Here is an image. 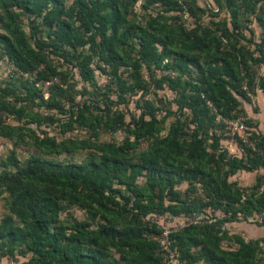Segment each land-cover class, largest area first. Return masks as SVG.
Masks as SVG:
<instances>
[{
  "label": "trees",
  "instance_id": "16d2710c",
  "mask_svg": "<svg viewBox=\"0 0 264 264\" xmlns=\"http://www.w3.org/2000/svg\"><path fill=\"white\" fill-rule=\"evenodd\" d=\"M137 1L76 0L67 9L61 0H0V49L24 74L32 75L36 71L31 82L27 79L23 82L26 100L35 104L37 99L38 104L43 105V90L38 84L57 73L51 68L38 69L40 62L27 43L20 23L21 14L41 19L53 50L67 47L84 51L87 48L82 67L88 77L92 78L89 64L93 56L106 64L116 80L120 103L123 94L135 90L133 83L128 84L118 77L121 67L130 64L136 79L142 63L160 67L166 59L165 66L178 72L177 80L183 72L191 71L189 66L196 69L194 79L197 83L186 82L194 92L189 96L192 103L184 105L198 115L196 128L201 127L200 114L214 119V115L209 116L204 98L223 118L234 119L238 109L232 92L247 98L243 85L249 88L256 85L244 52L223 42V39L229 41L232 33L223 31L218 35L217 31L199 26L186 30L171 21L168 23L161 12L149 17L144 25L126 27L127 17ZM248 1L227 2V6L233 8L232 31L239 37L242 35L238 33L236 4L246 5ZM156 2L171 5V10H184L177 1H148ZM259 22L262 27L259 47L263 48L264 17ZM178 30L184 35L172 55L167 44ZM156 45L162 46V50L158 51ZM255 61L262 63L264 70L262 51ZM175 79L170 83L178 85ZM258 87L264 93V72L259 76ZM50 91L54 93L52 87ZM5 95L14 96V93L6 91ZM14 99L18 98L14 96ZM106 101H103V109L96 105L97 114L92 118L85 116L89 106L83 105L77 110L74 122L90 132L93 140L36 141V145L48 153H59L61 147L69 145L70 148L92 150L98 155L81 164L34 159L18 172L17 180L6 188L13 199L10 215L0 221V258L13 257L19 250L29 255L23 264H162L161 249L153 238L161 233V228L150 220L152 215H162L200 218L197 223L172 230L168 235L178 260L184 264H264V258L258 255V240L246 241L233 235L230 240L236 248L226 250L222 247L224 223L246 220L254 213L264 212V192H256L263 182L260 177L251 193L227 181L228 175L237 171L264 168V135L260 136L259 153L250 151L246 160L227 157L224 151L207 152L203 145L206 137H198L197 131L191 135L189 143L181 141L184 133L179 125L172 127L164 138L155 137L159 121L149 112V119L144 120V114L133 121L129 130L132 139L120 145L100 143L97 141L100 130L115 132L123 124L120 113L110 118L112 101ZM48 106L62 111L57 104ZM0 109L18 119L28 115L23 108L14 105H0ZM14 131L0 123V133ZM148 139L153 141L147 149L136 150L140 140ZM211 146L213 149L218 146L215 135ZM182 158L185 159L183 163ZM140 178L143 179L141 185ZM184 182L193 190L195 184H199L202 195L183 197L177 187ZM72 198L87 212L90 220L95 221L99 216L95 225L85 221L67 229L58 223L60 203ZM216 211L223 217H216ZM256 224L264 226V219Z\"/></svg>",
  "mask_w": 264,
  "mask_h": 264
},
{
  "label": "rangeland",
  "instance_id": "374dc122",
  "mask_svg": "<svg viewBox=\"0 0 264 264\" xmlns=\"http://www.w3.org/2000/svg\"><path fill=\"white\" fill-rule=\"evenodd\" d=\"M68 9L76 0H61ZM127 1V0H124ZM149 0H139L131 8L127 17L125 26L144 25L149 17H155L158 12L163 13L167 22H173L178 27L186 30L194 29L196 26L208 27L220 35L227 31L232 33L229 41L223 39L225 44L235 46L241 49L245 54L247 65L254 73L255 85L253 88L243 85L247 91V98L240 97L232 92L231 96L237 102V113L234 119L222 117L220 112L212 103L204 98V103L208 107L210 114L214 119L200 114L201 127L196 128V115L186 103H192L189 96L193 95L191 86L186 82L195 85L197 81L196 69L189 66L190 72H183L179 80L178 72L167 68L166 59H163L160 67L154 64L142 63L139 76L134 79L133 68L130 64L119 69L118 77L127 83H133L135 90L132 93L123 94V102H119V89L116 80L106 64L93 56L89 64L92 71V78L88 77L85 69L82 67V59L87 53L80 49L73 51L67 47L60 50H53L49 45L47 38L48 30L41 23V19L35 18L30 14H21L20 23L26 35L29 48L33 50L39 59L38 69H54L56 75L50 77L48 81L38 86L43 90V105L30 104L26 100V90L23 87L25 79L31 82L34 79L36 71L32 75L21 72L17 65L9 60L8 56L0 49V105H14L17 108H23L28 114L22 119L8 114L4 109H0L1 125L10 126L15 129L12 133H0V221L10 215V204L12 195L6 190L18 178V172L25 168L30 161L38 159L41 162L81 164L94 158L97 153L89 149L70 148L69 145L61 147L59 153H48L36 145V141L44 142L54 140L55 142H69L74 140H93L90 132L85 128L78 127L74 122L77 110L83 105L89 106V112L86 117L92 118L97 114L96 105L99 109L104 108L103 101H112L109 105L110 118L120 113L123 115V124L115 132H104L100 130L97 141L100 143L122 144L126 139H132L129 130L132 128L133 121L144 115V120L149 119L148 113L152 112L159 121V132L155 137L164 138L168 131L175 125L182 128L183 135L181 141L189 143L191 135L197 131L198 137H206L203 145L207 152L219 154L224 151L227 157L236 156L246 160V155L251 152L259 153L260 136L264 135V93L258 87L259 76L263 75V65L255 61L261 51L264 53V47L259 44L262 38V27L259 20L264 17V0H249L246 5L236 4L238 33L232 31L230 24L231 9L227 6L228 0H173L177 1L179 6L184 9L171 10L172 6H167L161 2L148 3ZM240 0H237L239 2ZM19 12V11H17ZM177 17V18H176ZM175 18V19H174ZM228 29V30H227ZM1 31V29H0ZM183 32L178 30L167 46L172 55L177 51L179 41L183 38ZM158 51L162 46L156 45ZM136 56L132 54V59ZM172 59H169L171 61ZM175 79L177 84L170 83ZM174 80V81H175ZM54 89V93L50 91ZM174 87V88H171ZM56 90H59L56 92ZM6 91L14 93L18 99L12 95H5ZM204 96H201V99ZM48 104H57L61 110L53 109ZM218 138V146L212 148V136ZM153 139L140 140L136 150L142 151L152 143ZM181 163L185 159L180 160ZM3 163H6L5 166ZM260 177L264 182V168H259L252 172L237 171L235 174L228 175L227 181L235 184L236 187L246 190V193L255 191L256 179ZM138 183L141 185L143 179ZM183 197L190 195H202V189L199 184H195V190L187 183L178 185ZM211 213V210H207ZM216 217H223L220 211L214 213ZM88 218L87 212L79 206L75 198L65 200L60 203V210L57 216L59 224L67 229H72L77 223L90 221L95 225L98 221ZM264 219V212L254 213L246 220L240 219L236 222L224 223L222 231L224 240L222 247L226 250L236 248L230 237L239 235L246 241H259V256L264 258V226H258L256 223ZM150 220L161 228L160 234L153 235L159 237L164 230L180 228L183 224L197 223L199 217L190 216L187 218H171L168 216L152 215ZM114 256L118 255L113 251ZM29 258L28 254H23L19 250L15 251L13 257L0 258V264H23ZM202 264V263H201Z\"/></svg>",
  "mask_w": 264,
  "mask_h": 264
},
{
  "label": "built area",
  "instance_id": "2783aa9c",
  "mask_svg": "<svg viewBox=\"0 0 264 264\" xmlns=\"http://www.w3.org/2000/svg\"><path fill=\"white\" fill-rule=\"evenodd\" d=\"M256 192L258 193L264 192V182H262L261 185L256 189ZM185 225L187 224H183L180 228H182ZM172 230H168V229L164 230L161 236L159 237L157 236L154 238L161 249L162 264H184L178 260L176 251L172 248V242L168 237L169 233Z\"/></svg>",
  "mask_w": 264,
  "mask_h": 264
}]
</instances>
